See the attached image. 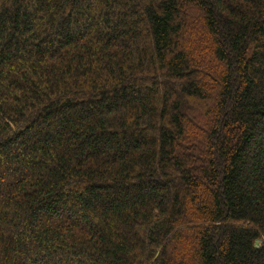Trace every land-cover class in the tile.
<instances>
[{"label": "trees", "instance_id": "trees-1", "mask_svg": "<svg viewBox=\"0 0 264 264\" xmlns=\"http://www.w3.org/2000/svg\"><path fill=\"white\" fill-rule=\"evenodd\" d=\"M0 264H264V0H0Z\"/></svg>", "mask_w": 264, "mask_h": 264}]
</instances>
